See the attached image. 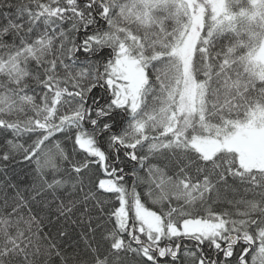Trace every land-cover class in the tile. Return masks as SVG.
<instances>
[{"label": "snow or ice", "instance_id": "snow-or-ice-1", "mask_svg": "<svg viewBox=\"0 0 264 264\" xmlns=\"http://www.w3.org/2000/svg\"><path fill=\"white\" fill-rule=\"evenodd\" d=\"M186 4L0 0V264H36L42 193L86 243L81 261L45 236L60 264H264V49L216 51ZM170 5L189 23L139 31Z\"/></svg>", "mask_w": 264, "mask_h": 264}, {"label": "trees", "instance_id": "trees-1", "mask_svg": "<svg viewBox=\"0 0 264 264\" xmlns=\"http://www.w3.org/2000/svg\"><path fill=\"white\" fill-rule=\"evenodd\" d=\"M14 2V0H13ZM174 3H184V0H174ZM155 7V5H152ZM186 7L189 12H193L191 17L196 24H199L202 31H207L209 26L213 29V47L216 51L220 49L231 47L237 55L246 54L248 51L255 50L257 53L264 41V0H187ZM143 19L140 21L139 31L141 33L148 32L149 34H156L160 32L156 24V18L163 19L164 29L171 32L179 29L182 25L189 23V16L181 13L177 14L173 6L165 8L163 11L149 12L141 10ZM221 26L222 29H221ZM193 41L198 38L199 33L195 31ZM161 38L173 39L172 36ZM250 45L251 47H247ZM258 57V55H256ZM23 142V141H21ZM19 158V157H18ZM163 167V165H161ZM12 170L7 173V177L18 187L24 189L25 196L36 195L31 191L32 183H39L38 177L29 167L25 165H12ZM167 171V170H166ZM171 175V173H168ZM5 182V174L0 172V205L3 203L5 192L8 197H12L14 193L11 189H6L3 184ZM249 187L247 185L238 186V194L226 193L224 198L219 200L214 207L235 212L237 209L228 203L229 200L252 199L251 192L244 193L243 188ZM257 191H259L257 189ZM258 199V197H257ZM51 200V196L47 194L36 195V200L31 204L32 212L40 220L41 231L36 240L40 247L41 254L34 257L36 264H60V258L54 254L51 256L45 255L44 250L48 247L49 240L45 236L55 237L54 242L59 245L65 255L78 256L81 261L88 259L85 254L86 243L81 239L76 231L70 232L68 237L60 238L57 229L60 227L56 223L55 205H48L47 201ZM11 203V201H9ZM241 210H243L241 208ZM27 215V213H25ZM42 218V219H41ZM53 221L50 223L49 221ZM96 239H99L97 237ZM95 246V241H91ZM250 255L248 259L250 260ZM67 264H73L69 260Z\"/></svg>", "mask_w": 264, "mask_h": 264}, {"label": "rangeland", "instance_id": "rangeland-1", "mask_svg": "<svg viewBox=\"0 0 264 264\" xmlns=\"http://www.w3.org/2000/svg\"><path fill=\"white\" fill-rule=\"evenodd\" d=\"M261 49H264V41H263V44H262L260 50L256 53V55H258V57L260 56V51H261Z\"/></svg>", "mask_w": 264, "mask_h": 264}]
</instances>
